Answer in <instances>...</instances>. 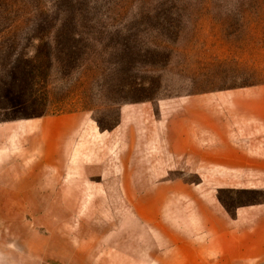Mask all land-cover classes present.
Here are the masks:
<instances>
[{"label": "rangeland", "instance_id": "374dc122", "mask_svg": "<svg viewBox=\"0 0 264 264\" xmlns=\"http://www.w3.org/2000/svg\"><path fill=\"white\" fill-rule=\"evenodd\" d=\"M259 86L264 0H0V124L80 118L56 163L0 167V264H163L154 191L200 184L166 174L171 103Z\"/></svg>", "mask_w": 264, "mask_h": 264}, {"label": "crops", "instance_id": "0c3cea01", "mask_svg": "<svg viewBox=\"0 0 264 264\" xmlns=\"http://www.w3.org/2000/svg\"><path fill=\"white\" fill-rule=\"evenodd\" d=\"M171 104L163 140L166 174L180 180L195 175L200 184L178 181L154 191L165 212L163 264H264V201L231 213L218 197L224 190L264 192V86ZM79 120L0 124L2 171L7 174L5 164L56 163L44 148L73 138Z\"/></svg>", "mask_w": 264, "mask_h": 264}, {"label": "trees", "instance_id": "16d2710c", "mask_svg": "<svg viewBox=\"0 0 264 264\" xmlns=\"http://www.w3.org/2000/svg\"><path fill=\"white\" fill-rule=\"evenodd\" d=\"M242 9V7H240V10ZM223 204V203H222ZM224 205V204H223Z\"/></svg>", "mask_w": 264, "mask_h": 264}]
</instances>
